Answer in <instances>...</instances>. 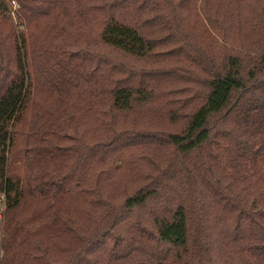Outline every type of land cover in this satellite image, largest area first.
<instances>
[{
  "label": "trees",
  "instance_id": "1",
  "mask_svg": "<svg viewBox=\"0 0 264 264\" xmlns=\"http://www.w3.org/2000/svg\"><path fill=\"white\" fill-rule=\"evenodd\" d=\"M0 264H264V0H0Z\"/></svg>",
  "mask_w": 264,
  "mask_h": 264
}]
</instances>
